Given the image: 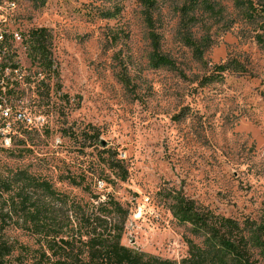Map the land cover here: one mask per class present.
<instances>
[{"label": "rangeland", "instance_id": "rangeland-1", "mask_svg": "<svg viewBox=\"0 0 264 264\" xmlns=\"http://www.w3.org/2000/svg\"><path fill=\"white\" fill-rule=\"evenodd\" d=\"M151 1L0 0V66L11 73L0 93L27 118L0 140V175L25 171L80 203L112 197L129 212L123 245L179 262L195 238L170 209L178 194L226 217L263 214L264 24L233 0ZM21 224H6V264L36 259Z\"/></svg>", "mask_w": 264, "mask_h": 264}, {"label": "trees", "instance_id": "trees-1", "mask_svg": "<svg viewBox=\"0 0 264 264\" xmlns=\"http://www.w3.org/2000/svg\"><path fill=\"white\" fill-rule=\"evenodd\" d=\"M33 1L44 5L47 0ZM233 1L252 24H264V3ZM144 3L154 5L151 0ZM147 22L153 26L148 13ZM45 33L40 28L31 34L33 59L40 65L47 60ZM255 39L264 44V28ZM151 40L157 47L155 33H151ZM155 60L156 65H173L166 55L157 54ZM230 66L233 62L216 68L224 71ZM126 175L124 171L117 177L126 180ZM93 198L97 201L98 197ZM170 209L180 223L190 225L197 240L186 239L188 255L179 262L123 245L129 212L112 197L97 204L80 203L70 201L69 195L54 189L49 181L25 171L0 175V264H6L15 250L5 233L13 216L40 244L32 264H264V209L259 220L226 217L198 207L180 194L173 197Z\"/></svg>", "mask_w": 264, "mask_h": 264}, {"label": "built area", "instance_id": "built-area-1", "mask_svg": "<svg viewBox=\"0 0 264 264\" xmlns=\"http://www.w3.org/2000/svg\"><path fill=\"white\" fill-rule=\"evenodd\" d=\"M7 68L9 67H1L0 66V89L5 88L8 86V78L10 77L11 73H7ZM4 101V98L1 96L0 93V140L5 145H9L11 142V127L14 123L23 122L27 120L25 115L20 111H16L13 113L12 107L8 106Z\"/></svg>", "mask_w": 264, "mask_h": 264}]
</instances>
